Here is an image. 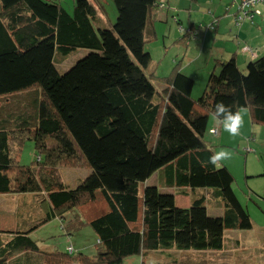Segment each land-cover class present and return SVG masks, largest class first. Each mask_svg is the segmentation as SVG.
<instances>
[{"label":"trees","instance_id":"16d2710c","mask_svg":"<svg viewBox=\"0 0 264 264\" xmlns=\"http://www.w3.org/2000/svg\"><path fill=\"white\" fill-rule=\"evenodd\" d=\"M80 1L70 11L59 0H0V195L36 194L46 211L30 229L0 231V264H73L74 251L40 250L31 236L54 218L67 235L87 223L95 231L97 254L80 253L83 264H122L134 255L141 264H178L148 255L223 249L227 229L253 223L230 169L208 163L214 149L205 135L218 102L248 108L251 121L264 124V55L246 71L235 57L218 61L195 100L193 77L180 69L158 77L152 66L146 45L156 37L159 0H113L112 49L97 28V0ZM77 48L91 52L61 73L56 61ZM27 140L37 152L30 165L18 160ZM82 160L89 175L67 187L60 166ZM156 172L159 186L141 192ZM160 187L212 188L222 213L209 214L204 195L179 206Z\"/></svg>","mask_w":264,"mask_h":264},{"label":"rangeland","instance_id":"374dc122","mask_svg":"<svg viewBox=\"0 0 264 264\" xmlns=\"http://www.w3.org/2000/svg\"><path fill=\"white\" fill-rule=\"evenodd\" d=\"M59 1L70 11L73 9L74 4L81 3L80 0ZM85 1L91 3L90 0ZM169 1L170 4H178L179 8L173 5L169 6ZM159 2L162 6L157 10V17L154 21L157 35L155 39L153 38L146 45V49L151 54L152 66L158 77L169 76L175 69L177 71L180 69L183 73L193 77L195 84L192 97L197 100L203 94L207 80L211 75L210 71L207 72L204 62L207 60V55L211 52V47L214 49V46H212V41L206 44L205 47H203L202 42H199V47H196L197 42L187 45V42L182 39L183 34H180L179 30L182 26L189 27L190 21L196 23L198 26L200 22L204 23L206 21L204 16L207 14L209 8H211V5H213L212 3L217 1L159 0ZM223 4L226 9L227 5L230 6L231 0H226ZM163 5L168 7V12L167 8ZM97 6L99 13H102L103 17V24L97 25V28H99L100 35L107 49H112V47L118 44L112 31L113 24L118 17L117 8L113 0H97ZM171 6L174 8H171ZM230 7L231 10L228 12L233 13L236 10V5ZM178 9L181 12H178ZM179 17L183 19L185 25L183 23V25L178 24L177 19ZM256 17V24H261V15ZM225 22L226 19H224L222 24ZM256 24L250 25V28L258 27ZM237 27L235 26L236 30L238 29ZM253 37L257 38L258 42L264 41V36ZM252 39H250V44L253 46L256 54L257 49L258 53H261L260 49L252 42ZM90 52L91 50L86 48H77L67 55H62L61 60L56 61L57 69L61 73L68 71L78 59ZM198 54H200V59L196 60L195 58ZM262 55L264 53L260 54L259 57ZM190 63H193L192 67L185 69ZM195 65H201L202 69H198ZM247 67V64H245L241 69H245L244 71H246ZM153 82L159 89L165 85V82L159 78H153ZM2 101H4V98ZM241 113L243 116V124L239 130V135L232 136L223 130H221L222 134L217 135L207 132L205 140L215 151L227 149L231 152V158L224 161L222 165L227 166L233 174L235 179L233 189L240 202L248 209L253 227L251 229H227L225 231L224 247L221 250L180 251L172 248L149 254V262H169L175 259L178 264H264V124L253 123L248 108L241 109ZM49 142L52 143L53 140H49ZM36 153L35 143L27 140L18 154V160L21 164L30 165L36 159ZM81 163L77 166H60L61 175L67 187L77 186L89 175L91 171L89 166L83 160ZM159 176L160 172H156L151 178L141 184L140 191L143 192L145 185L154 184L159 186ZM160 190L175 194L179 206H189L195 197L204 195L206 197L208 213L211 215L222 213V209L217 206V201L211 196L213 193L212 188L187 187L178 191L177 188L160 187ZM35 198L40 201L37 203L39 205L41 203V197L35 196ZM13 203L16 204V201H13L10 195H0V221L4 220L5 210L15 207ZM29 211L33 212V208L29 209ZM45 212V209L41 207L39 210L29 214V216L25 212V215L24 213H17L15 217V214L10 212L6 216V219L12 220L16 218L18 227L23 223L27 225L25 229H30L44 218ZM31 236L37 242L38 247L44 250L67 252L68 246L72 244L74 246V252L71 256L75 258L73 264H83L82 261L77 259L81 257L80 253L90 257H95L97 254L98 237L88 223L83 225L78 231L67 235L62 227L61 221L58 218H54L35 228ZM141 261V255H134L125 259L122 264H141Z\"/></svg>","mask_w":264,"mask_h":264},{"label":"crops","instance_id":"0c3cea01","mask_svg":"<svg viewBox=\"0 0 264 264\" xmlns=\"http://www.w3.org/2000/svg\"><path fill=\"white\" fill-rule=\"evenodd\" d=\"M208 1L213 2V0H208ZM216 1L217 2L212 3L213 5H211V8H209L207 14L204 16V18L206 20V21H204V24H206V23L210 24V23L214 22L215 20H217L216 28L214 30H211V29L206 30L204 28H200V26H198L196 23L190 21L189 27L186 28V27L182 26L184 28L185 32H182L181 30H179V32H180V34H183L182 39L187 42V45L191 44L193 42H197L196 47H199L200 46L199 42H202V44L204 45L203 47H205L206 44H209L212 41V44H213L212 46H214V49H213V47H211V52L207 55V60L204 62L205 66L207 68V72H209V71L211 73L212 72H218L220 67H219V64H217V62L218 61H225V60H228L232 57H235L236 62L238 64L239 68L241 69L243 66H245V64L248 63V61H250L254 58H258L260 56V54L264 53V41L258 42L257 38L253 37V36H264V29H262V27H264V6L263 5H261L262 7L260 6L262 13H263L261 15V24H259V23L256 24L255 19L257 17H255L253 22L252 21H245V22L243 21L240 25H238V24H236V22H234L235 21L234 14L236 13V10L233 13L228 12L231 10V7H230L231 4H230V6H228L229 5V2H228V5L226 6V9H225V5L223 4V2L226 0H216ZM168 3H169V6L173 5V6L179 8L178 4H174V3L170 4V1ZM173 6H171V8H174ZM164 7L167 8V12H168V7H166V6H164ZM178 12H181V10L178 9ZM98 13H99V11H98ZM98 13H97V22H98V25H100V24H103L102 23L103 17H102V13H99V16H98ZM219 16H220V18H219ZM156 17H155V19H156ZM224 19H226V22L222 24ZM178 20L180 21V23H178L179 25H183V24L185 25V23L181 17H179V19H177V22H178ZM254 24H256L258 27L253 28V29L250 28V25H254ZM227 25L229 28L227 27ZM153 26L155 29V34L157 35L155 23L153 24ZM235 26L236 27L238 26L237 30H236ZM239 28H240V30H239ZM233 30H234V32H233ZM189 31H191V33H189ZM195 33H196V35H195ZM198 36H200V37L198 38ZM251 38H253L252 42L255 44V46L257 48L260 49L261 53H258V49L255 47L257 49V54H256V51L254 50L253 46L250 44ZM246 45L253 48L254 55H252L249 52L244 50V47ZM196 56H197L195 58L196 60L200 59V54H198ZM192 65H193V63H190L185 69H190L192 67ZM195 67H197L198 69H202L201 65H195ZM244 70L245 69H243L242 71H244ZM162 77H165V76H162ZM194 81H195V79H194ZM162 87H164V86H161V88ZM249 114H250V112H249ZM215 126H216L215 118L212 115L210 117V128L215 127ZM219 134H222L221 130H220ZM2 195L3 196L10 195L12 197L13 201H16V204L13 203V205L15 206L14 208H12V209L8 208L7 210H5V214L3 216L4 220L0 221V231L1 232H11V231H17V230H27V229H25V227L27 225H24L22 223L20 225V227H21L20 228V227H18V222L16 221V218H13L12 220H8V219H6V216L8 214H10V212L11 213L13 212V214H15L14 215L15 217H16L17 213H19V214L24 213V215H25V212L29 216V214H32L36 210H39L40 204L39 205L37 204L39 200L38 199L36 200V198H35L36 194L20 193V194H2ZM9 201L11 202V200H9ZM31 208H33V212L29 211V209H31ZM32 223H34V222H32ZM39 249L44 251V249H41L40 247H39ZM47 251H52V250H47Z\"/></svg>","mask_w":264,"mask_h":264},{"label":"clouds","instance_id":"9594fccd","mask_svg":"<svg viewBox=\"0 0 264 264\" xmlns=\"http://www.w3.org/2000/svg\"><path fill=\"white\" fill-rule=\"evenodd\" d=\"M257 9V14H259ZM213 116L215 118L217 129L228 132L232 136L239 135V130L243 124V116L241 110L232 106H228L223 102H218L214 106ZM211 155L208 158V163L219 169L223 162L231 158V152L227 149L218 151L209 149Z\"/></svg>","mask_w":264,"mask_h":264},{"label":"built area","instance_id":"2783aa9c","mask_svg":"<svg viewBox=\"0 0 264 264\" xmlns=\"http://www.w3.org/2000/svg\"><path fill=\"white\" fill-rule=\"evenodd\" d=\"M236 5V13L234 14V19L236 24L240 25L243 21H254L256 16L262 15V10L260 8L261 5H264V0H231V6ZM164 6V5H163ZM257 9H259V14H257ZM217 20L210 24L203 25L200 23V27H205L206 29H214L216 27ZM182 32L184 31L183 27H180ZM244 50L254 55V50L250 46L246 45ZM211 133L213 135H217L219 133V129L214 127L211 129ZM68 250L70 252L74 251V246L70 244L68 246Z\"/></svg>","mask_w":264,"mask_h":264}]
</instances>
